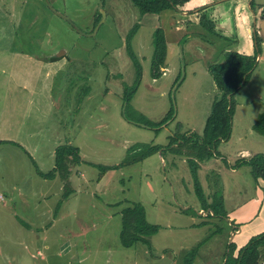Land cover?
I'll use <instances>...</instances> for the list:
<instances>
[{
    "label": "rangeland",
    "instance_id": "1",
    "mask_svg": "<svg viewBox=\"0 0 264 264\" xmlns=\"http://www.w3.org/2000/svg\"><path fill=\"white\" fill-rule=\"evenodd\" d=\"M96 12L102 22L89 35ZM132 28L137 63L125 48ZM155 28L131 0H0V129L5 128L0 132V184L10 186L24 177L37 182V210H16L26 229L0 225L5 226L0 264H224L232 227L226 217L204 215L201 208L221 196L224 209L232 211L250 198L245 217L251 215L256 180L247 163L232 168L212 159L200 168L198 161L204 192L199 198L181 147L173 151V162L171 137L202 132L203 125L188 120L195 101L203 107L205 90L181 83L192 73L188 63H181L174 77H153ZM48 52L65 57L47 62ZM253 74L255 79L234 94L230 143L236 132H254L257 111L264 110V73L256 68ZM138 77L126 104V90ZM170 109L172 116L160 122ZM11 141L23 143L28 152ZM66 142L79 149V159L60 191L59 169L52 178L44 176L55 166L54 145ZM156 145L161 148L136 160L145 146ZM224 146L220 143L217 152L223 153ZM241 146L248 147V155L264 154V145L248 134ZM222 155L231 164L238 159ZM104 166L111 168L102 175ZM47 188L50 199L41 196ZM6 201L4 196L0 205ZM134 204L143 206L146 221L157 231L148 243L125 247L119 236L123 211Z\"/></svg>",
    "mask_w": 264,
    "mask_h": 264
},
{
    "label": "crops",
    "instance_id": "2",
    "mask_svg": "<svg viewBox=\"0 0 264 264\" xmlns=\"http://www.w3.org/2000/svg\"><path fill=\"white\" fill-rule=\"evenodd\" d=\"M251 1H254V8L251 7ZM193 4H195L197 7L191 12H178L173 9H166L159 14L146 13L143 14V16L147 17L149 22L152 21V24L156 28L161 27L164 32V37L167 43L168 57L166 62L167 65L165 64L167 67L162 68V74H169V77H174L179 73L181 63H188L190 64L192 73L188 75L185 74L181 80V83H187L188 85L193 86V89L200 88L201 91L205 90L203 95V107H200L199 102L195 101L193 109L195 112L192 113L189 111L190 118L188 120V122L199 123L204 127V123L210 112L216 91L215 83L209 72V65L213 62L221 61L223 59V52L235 51L245 55H254L256 53L254 70L259 68L261 70V74L264 73V2L261 0H193ZM203 12L209 14L210 18L215 24L216 32L218 34H222V37L217 35H215V37L213 34L205 31L201 27L199 23V17ZM256 37L260 39L258 46L256 44ZM205 44L209 45L210 48H207ZM222 45H224L223 49L218 52L216 47H220ZM15 53L24 55L18 51H15ZM62 57H65L64 53L63 55H55L50 52L44 54V59L47 60V62H58L61 61ZM255 77L256 76H254L252 72L247 83L251 79L254 80ZM176 78H178V76L175 77V79ZM156 80L157 79H155V81ZM16 86L22 88V84L16 83ZM177 86L179 87V85ZM259 98L262 100L263 95L259 96ZM11 100L15 101V99ZM51 102L53 105V99ZM257 112L260 113V111ZM254 116L256 115H253L252 118H254ZM233 123L234 120L232 117L231 131ZM181 124L184 125L185 123ZM4 129L5 128L0 129V132L4 131ZM246 134H248L251 139L253 138L255 142L259 143L260 145H264V138L255 131L236 132L235 141L231 142V144L230 141L233 139V132H230L228 140L220 142L221 144H226L224 149L221 150L223 153L220 152L218 156L212 157L209 160L201 161L200 168L202 167V164H209L212 159L217 161L219 159L226 160L223 159L222 154L232 155L233 157L238 156L237 160L251 156L248 155V147L241 146ZM1 141L2 140L0 139V142ZM9 143L16 145L17 147H20L24 149V151L28 152L21 142L11 141ZM66 143L69 144V142ZM59 144L56 143L54 145V150ZM1 145L2 143H0V146ZM232 145L233 147L229 148V146ZM169 150H172L170 152L172 159L174 155V159H177L173 149ZM239 154H245L248 157L239 158ZM183 160L184 159L181 161ZM228 164L231 163L228 162ZM36 174L41 176L38 172ZM55 178H59L62 182L59 186V190L63 191V179L60 175ZM34 179L35 178L24 177L21 178L19 182L13 181L10 186L7 185L4 187L3 184H0V196H3V199H0V201H4V196L7 199L6 202L1 203L0 205V207L3 208L1 209L2 211L0 210V216L3 218L0 220V225L7 223L11 225L10 227L15 226L17 230L20 228L23 229L25 224L18 222L19 215L17 214L16 210H37V204L35 203V200H37L35 198L37 194V182ZM0 181H2L1 174ZM28 184H30V187H27ZM46 190L47 191L41 196L42 198L46 197L50 199V189L47 188ZM255 192L256 193L253 197L256 203L252 209L253 211L251 215L245 217V213L250 208H245V205L250 203V198L248 199V202L245 203V205L240 209L235 208L232 211L230 209H225L227 212L226 221L228 222V225L232 227L230 230L231 233L228 236V243L231 241L235 243V255L237 250L248 241L250 237L249 233L257 232V230H264V181L262 179L256 180ZM41 209L43 208L41 207ZM201 211L202 212L200 213L204 215L208 214V212L204 211L203 209ZM4 227L5 226H0V229L3 231ZM260 227H262V229H259ZM24 228L26 229L25 226ZM8 232H10V230H8ZM40 232H42V230Z\"/></svg>",
    "mask_w": 264,
    "mask_h": 264
},
{
    "label": "trees",
    "instance_id": "3",
    "mask_svg": "<svg viewBox=\"0 0 264 264\" xmlns=\"http://www.w3.org/2000/svg\"><path fill=\"white\" fill-rule=\"evenodd\" d=\"M104 2V0H102ZM132 3L138 7L141 15L146 13L159 14L166 9H173L178 12H191L197 6L193 4V0H131ZM251 7L254 8V1H251ZM101 15L96 12L94 17V25L98 23ZM199 23L201 27L219 37L215 29V24L210 18L209 14L203 12L200 14ZM134 27V26H133ZM135 28V27H134ZM132 28L125 39V48L129 57L137 63L136 56L132 50L131 39L134 32ZM260 39L256 37V44L259 45ZM153 58H152V75L158 78L167 62V43L164 37V32L161 27H157L153 32ZM256 51V49H255ZM258 51V48H257ZM223 59L218 62H213L209 65V72L215 83V98L212 102L210 112L205 120L201 134L185 135L181 138L177 136L171 137L169 146L172 145L173 151H177L181 147V153L188 156L191 164L190 170L194 183V190L200 197L204 196L203 188L199 182L198 175V161L209 160L212 157L218 156L216 148L221 141L228 140L231 130V121L235 109L234 94L244 86L254 69L256 53L254 55H245L235 51H225L222 53ZM55 57V56H54ZM139 70V69H138ZM140 75V70L138 71ZM139 78L126 91L125 103L128 104L133 93L136 91ZM172 109L162 118L160 122L167 121L172 116ZM132 122V121H130ZM135 123H139L136 122ZM252 129L264 138V110L258 114L252 124ZM175 140V141H174ZM161 146L146 147L138 152L136 160L147 157L155 153ZM55 166L53 172H49L45 176L37 169L38 173L44 177L52 178L59 169V174L64 183H69V176L71 174V167L74 166L75 161L79 159V149L68 143L59 144L54 150ZM243 163L250 166L251 174L255 180L262 179L264 181V154H256L249 159L241 158L236 160L234 164H228L227 167H237ZM110 166L102 167V175L110 170ZM100 179V177H99ZM65 198L67 193L64 194ZM221 196L213 198V205L203 203L201 209L212 212V215H220L226 217V212L223 207ZM124 216L121 222L120 242L123 246L129 247L136 242H149L151 234L157 231V226L148 223L145 219V212L143 206L134 204L127 207L123 211ZM236 245L233 241L227 244V251L225 253L224 264H264V231L251 236L248 241L237 250L234 254Z\"/></svg>",
    "mask_w": 264,
    "mask_h": 264
},
{
    "label": "water",
    "instance_id": "4",
    "mask_svg": "<svg viewBox=\"0 0 264 264\" xmlns=\"http://www.w3.org/2000/svg\"><path fill=\"white\" fill-rule=\"evenodd\" d=\"M58 16H60L61 18H63V19H66V20H68L69 21V19H67L66 17H65V15H63V14H60V13H56ZM101 22H102V18H100V20L98 21V24L97 25H95V27H94V30L91 32V34H89V35H94L95 34V32L97 31V29H98V27H99V24H101ZM70 23H72L71 22V20H70ZM72 25L79 31V29H78V27L75 25V24H73L72 23Z\"/></svg>",
    "mask_w": 264,
    "mask_h": 264
},
{
    "label": "built area",
    "instance_id": "5",
    "mask_svg": "<svg viewBox=\"0 0 264 264\" xmlns=\"http://www.w3.org/2000/svg\"><path fill=\"white\" fill-rule=\"evenodd\" d=\"M2 198V196H0Z\"/></svg>",
    "mask_w": 264,
    "mask_h": 264
}]
</instances>
